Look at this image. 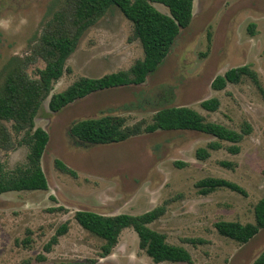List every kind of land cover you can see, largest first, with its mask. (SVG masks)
I'll return each mask as SVG.
<instances>
[{"label":"rangeland","instance_id":"374dc122","mask_svg":"<svg viewBox=\"0 0 264 264\" xmlns=\"http://www.w3.org/2000/svg\"><path fill=\"white\" fill-rule=\"evenodd\" d=\"M56 1L0 0V71L12 57L29 52ZM154 6L168 13L166 7ZM193 15L190 27L181 32L163 65L145 84L95 93L58 113L49 109V100L44 102L36 127L50 134L42 158L49 190L0 195V264L92 260L156 264L140 248L132 228L125 229L112 254L102 258L105 241L83 229L74 216L80 210L142 215L161 206H166V213L150 227L165 234L170 244L186 248L191 264H253L264 252V229L247 244H239L215 228L220 221L254 223L255 205L264 197V96L249 78L223 91L212 89L218 75L243 65L257 73L264 89V0H195ZM143 57L134 24L119 8L111 7L84 35L67 61L69 71L55 83L52 94L80 78L128 70ZM35 72L32 67L30 73ZM215 97L220 100L216 112L201 107ZM170 106L191 107L208 121L238 132L249 125L251 133L236 155L228 151L231 143L193 131L142 133L107 145L84 144L70 135L74 123L105 115L125 118L126 126L146 127L158 109ZM217 141L222 149L209 150L208 159H198L199 148ZM28 153L22 146L1 151L0 159L13 170L26 164ZM58 159L77 176L58 170ZM208 177L234 182L244 194L221 188L202 195L196 183ZM65 222L70 224L68 233L46 252Z\"/></svg>","mask_w":264,"mask_h":264},{"label":"trees","instance_id":"16d2710c","mask_svg":"<svg viewBox=\"0 0 264 264\" xmlns=\"http://www.w3.org/2000/svg\"><path fill=\"white\" fill-rule=\"evenodd\" d=\"M194 2L195 0H57L54 10L43 21L40 34L30 44L29 52L12 57L0 71V152L16 150L22 146H27L29 150L26 164L13 170H8L0 159V195L49 190L42 158L49 144L50 134L43 128L36 127V118L44 102L49 100V109L58 113L95 93L145 84L163 65L181 32L190 27L194 17ZM154 4L166 7L168 13L157 9ZM111 7L119 8L134 24V37L142 45L143 59L137 60L128 70L100 78H80L65 91L52 94L55 83L69 71L67 61L77 50L84 35ZM40 62L44 67L38 66ZM32 67H36L34 75L30 73ZM244 78L257 84L264 96L258 75L249 65L234 67L223 75H218L212 82V89L223 91L229 84H239ZM201 107L206 111L216 112L220 108V100L216 97L205 100ZM142 125L126 126L125 118L105 115L74 123L70 135L84 144L107 145L124 142L142 133L193 131L231 143L228 151L236 155L240 152L244 137L251 133L249 125L238 132L208 121L197 110L187 106L160 108L155 112L152 123L146 127ZM222 148L221 142H212L207 148H199L196 155L198 159L205 160L210 157L209 150ZM55 165L61 172L77 176L63 161L58 159ZM196 187L202 195L221 188L244 194L238 184L222 178H204L196 183ZM254 212V223L220 221L215 224V228L219 235L239 244H247L264 229V197L255 205ZM165 213L166 206L142 215L121 213L108 216L80 210L75 213L74 218L83 229L105 241L102 258L110 256L118 245L122 232L132 228L139 236L140 248L154 263L191 264L192 256L186 248L170 244L165 234L150 227ZM69 229V222L62 224L45 251L50 252ZM30 241L27 238L26 243ZM42 259L45 260L44 257ZM58 264H95V261ZM253 264H264V252Z\"/></svg>","mask_w":264,"mask_h":264}]
</instances>
